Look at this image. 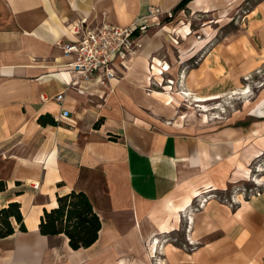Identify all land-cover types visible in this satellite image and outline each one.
Here are the masks:
<instances>
[{
  "label": "crops",
  "instance_id": "crops-1",
  "mask_svg": "<svg viewBox=\"0 0 264 264\" xmlns=\"http://www.w3.org/2000/svg\"><path fill=\"white\" fill-rule=\"evenodd\" d=\"M143 5V0H0V179L7 184L0 205L17 201L26 227L20 231L16 225L0 238V264H121L124 256L132 260L124 264H264V189L231 201L210 195L228 189L226 179L238 177L239 162L245 165L247 157L262 153L256 133L246 145L248 135L241 132H229L243 136L229 141L224 130L200 135L169 129L177 107L146 91L149 48L129 56L124 65H133L119 78L70 85V56L61 44L71 38L72 23L85 17L92 24H129ZM259 6L249 23L263 45L264 0ZM226 43L221 65L231 58ZM216 80L210 71L213 93L230 78ZM46 113L58 124H40L38 117ZM219 181L226 187H214ZM205 186L211 189L192 195V205L177 211L175 225L161 231L167 201L178 204ZM72 189L88 195L101 220L89 247L72 249L64 234L39 231L43 209ZM204 195L210 196L196 206ZM33 212L37 220L27 221ZM152 238L159 240L161 257L154 263L150 245L145 250Z\"/></svg>",
  "mask_w": 264,
  "mask_h": 264
},
{
  "label": "rangeland",
  "instance_id": "rangeland-1",
  "mask_svg": "<svg viewBox=\"0 0 264 264\" xmlns=\"http://www.w3.org/2000/svg\"><path fill=\"white\" fill-rule=\"evenodd\" d=\"M143 1V9L137 17L145 25L141 50L144 53L146 48L150 49L148 61L144 64L145 74L148 72L149 63L151 66L154 59L159 60L163 68L166 63L169 65L168 71L162 73L161 79H148L146 91L168 90L175 97V116L168 122L178 120L180 114L184 115L183 123L193 125L199 133L202 132L200 135L206 134L208 129L212 132L213 129L215 132L224 130L228 133L226 135L230 141V138L242 139L247 134L245 144L248 145L252 143L250 140H254L256 133V139L263 142L264 115L256 116L253 113L258 110L254 103L264 95V44L261 45L258 40L259 32L249 23L250 16L260 11L256 8L263 0H207L194 9L187 8L192 0L178 9L169 6L171 0ZM150 8H158L159 12L150 16ZM185 25L190 28L191 33L184 36L180 30ZM224 39L227 42L225 46L230 44L232 50L229 64L221 65ZM197 42L200 43V49L190 55L197 47ZM214 45L218 48L211 52ZM249 60L251 61L248 62ZM132 65L133 62L128 66L122 64L115 77L123 76V71ZM208 71L215 73V79H218L215 84L221 83L223 77L230 78L229 84L219 85L215 93L209 91L211 81H207ZM190 76L195 78L193 82H190ZM167 87L169 89H166ZM212 93L219 98L203 103L193 101L196 95L205 96ZM246 102L249 103L251 114H246L243 118L238 117L237 113L244 108ZM203 104L209 107L208 111L201 110L200 105ZM204 114L207 115V120ZM233 117L235 120H231ZM229 132H241L243 136L229 135ZM247 164V173L241 168L236 174L238 177L226 179L231 180L227 182V190L210 195L231 201L235 197L247 198L261 193L264 189V151ZM210 195H204L203 198L199 196L202 199L195 202V205H201ZM182 234H177L176 242L179 243ZM160 245L162 246V240ZM148 247L149 244L145 250H148ZM160 258V254L156 253L151 262H158Z\"/></svg>",
  "mask_w": 264,
  "mask_h": 264
},
{
  "label": "built area",
  "instance_id": "built-area-1",
  "mask_svg": "<svg viewBox=\"0 0 264 264\" xmlns=\"http://www.w3.org/2000/svg\"><path fill=\"white\" fill-rule=\"evenodd\" d=\"M157 12L158 8H150V16ZM144 28L139 17L126 25L92 24L85 17L72 23L71 38L61 44L63 53L70 56V85L87 80L103 84L113 79L119 65L141 50ZM55 99L61 101L63 93L55 95Z\"/></svg>",
  "mask_w": 264,
  "mask_h": 264
},
{
  "label": "trees",
  "instance_id": "trees-1",
  "mask_svg": "<svg viewBox=\"0 0 264 264\" xmlns=\"http://www.w3.org/2000/svg\"><path fill=\"white\" fill-rule=\"evenodd\" d=\"M189 0H180L174 7L178 9ZM42 125L58 124V121L49 113L38 117ZM102 118L98 119L94 126H98ZM6 181L0 179V192L6 189ZM56 206L51 209H43L38 223L39 231L43 235L64 234L68 238V244L72 249L89 247L98 238L101 228V220L88 195L82 190H70L64 194L56 195ZM26 231L20 204L10 201L6 205H0V238L6 237L16 230Z\"/></svg>",
  "mask_w": 264,
  "mask_h": 264
},
{
  "label": "bare ground",
  "instance_id": "bare-ground-1",
  "mask_svg": "<svg viewBox=\"0 0 264 264\" xmlns=\"http://www.w3.org/2000/svg\"><path fill=\"white\" fill-rule=\"evenodd\" d=\"M204 1H207V0H194L192 2V7H200L202 5V3ZM181 33L185 36V35H188L191 33V30L190 28L185 25L183 27V29L180 30ZM179 31V32H180ZM196 46L191 52H190V55H194L198 49H200V43H196ZM183 57V55H181ZM145 58L147 59V56H145ZM148 61V60H147ZM161 63L159 62V60L157 59H154V62L153 64L150 66V63L148 65V72L145 74V77L147 79H150V77H155V78H160L161 79V75L164 71H168L169 69V65L166 63L164 65V68L163 66H160ZM170 88V86H169ZM168 87L166 89H169ZM150 92L156 94V95H161L164 99V103L169 105V106H176L175 102L177 103V100L175 99V97L171 94V92H169L168 90L166 92H160V91H155V90H151ZM219 96L218 95H205V96H194V99L193 101L195 102H200V103H203V102H207V101H212V100H215V99H218ZM174 101V102H173ZM255 106H257V109L258 110H254L255 112L253 113L254 115H258V116H262L264 115V95L261 96V98H259L255 103H254ZM200 108L202 111L206 112L209 110V107H207V105H200ZM263 108V109H262ZM251 111V108H249V103L246 102L245 103V106L242 110L239 111V113H237V116L238 117H245L246 114H251L250 113ZM253 111V110H252ZM236 118V115L234 116ZM232 118L231 120H235V118ZM183 118H184V115H178V120H175V121H172V122H167L166 124L168 125V128L169 129H173V130H183V131H190V132H195L197 131V129L193 126V125H185L183 123ZM204 118L205 120H207V115L204 114ZM259 151H264V141L262 142V148L259 150ZM258 151V152H259ZM259 152V153H261ZM249 161V157L246 158L245 160V165L244 163H238L239 167L243 168L245 170V172L247 173L249 170L247 168V163ZM246 166V167H245ZM209 182H206V184H208ZM205 184V185H206ZM217 186H214V187H223L225 188L226 187V183L222 182V181H219L217 182L216 184ZM34 186L37 187L38 186V183H34ZM211 188H207V186H205L202 190L201 189H192L190 191L191 194L189 195H185L184 197H182L181 201L178 203V204H173L171 202V200H168L167 201V208H168V211H169V214L167 215V217L165 219H163L161 222H160V230L161 231H169L176 223L177 219L179 218V212H177L178 210H180V208H186V207H189L190 205H192V195H200V194H203L205 192H207V190H210ZM203 198V196H202ZM205 201V200H204ZM37 216H35V213H31L29 214V216L27 217V221L29 222H35L37 219ZM169 218H171V221L172 223H170V220ZM149 245H150V253H149V259L150 261L156 257V253H157V247L159 246V240L157 238H152L149 240ZM131 259L130 258H127V257H122L120 258L119 262L121 264H124V263H131Z\"/></svg>",
  "mask_w": 264,
  "mask_h": 264
}]
</instances>
